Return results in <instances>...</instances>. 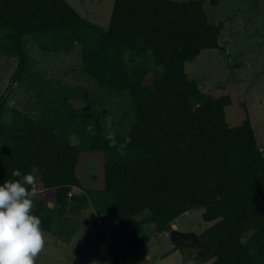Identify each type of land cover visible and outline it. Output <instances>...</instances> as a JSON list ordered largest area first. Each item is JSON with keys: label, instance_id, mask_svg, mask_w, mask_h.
I'll list each match as a JSON object with an SVG mask.
<instances>
[{"label": "trees", "instance_id": "1", "mask_svg": "<svg viewBox=\"0 0 264 264\" xmlns=\"http://www.w3.org/2000/svg\"><path fill=\"white\" fill-rule=\"evenodd\" d=\"M223 27L205 0H114L107 27L68 0H0V56L17 59L12 83L33 95L27 109L0 105V181L20 168L34 174L36 191H52L54 205L34 196L43 232L92 206L105 221L92 231L93 245L135 251L147 225L170 232L182 214L204 207L212 225L198 236L200 258L264 264V153L251 115L245 108L230 126L231 95L202 91L188 66L204 49H226ZM25 36L45 52L80 48L82 74L99 91L55 84ZM89 153L97 157L95 188L79 173ZM181 234L171 232L175 243Z\"/></svg>", "mask_w": 264, "mask_h": 264}, {"label": "rangeland", "instance_id": "2", "mask_svg": "<svg viewBox=\"0 0 264 264\" xmlns=\"http://www.w3.org/2000/svg\"><path fill=\"white\" fill-rule=\"evenodd\" d=\"M68 1L82 16L101 26L109 25L114 0ZM205 9L212 22L224 21L220 42L226 49H204L195 61L188 63L191 76L206 93L231 95L233 102L225 108L230 126L240 124L245 110H249L258 145L264 153V0H218V5L205 0ZM25 39L38 60V70L55 84H72L90 96L99 91L96 82L82 74L80 48L69 54L51 53L39 49L29 36ZM17 63L15 58L0 56V94L10 85L8 104L27 109L25 105L32 103L33 95L26 85L19 86L11 80ZM113 102V117H118L120 108L116 100ZM73 141L78 139L73 137ZM97 170L96 154H84L79 173L86 187L99 186L94 179ZM35 192L54 205L52 191ZM204 210L197 207L182 214L172 224V230L163 234L153 224L147 225L144 246L130 251L120 244L113 248L93 245L91 233L105 225V221L98 214L94 215L98 217L94 223V208L88 206L81 214L72 215V222L66 224L65 218L63 224L55 225L54 231L43 232L44 245L36 256V264H208L213 258H200L205 251L198 239L212 225L203 219ZM172 231L182 233L177 243L174 241L177 235H171Z\"/></svg>", "mask_w": 264, "mask_h": 264}, {"label": "clouds", "instance_id": "3", "mask_svg": "<svg viewBox=\"0 0 264 264\" xmlns=\"http://www.w3.org/2000/svg\"><path fill=\"white\" fill-rule=\"evenodd\" d=\"M106 138L115 143L111 132ZM11 177L0 181V264H36L44 245L40 218L32 210L36 177L20 168Z\"/></svg>", "mask_w": 264, "mask_h": 264}, {"label": "water", "instance_id": "4", "mask_svg": "<svg viewBox=\"0 0 264 264\" xmlns=\"http://www.w3.org/2000/svg\"><path fill=\"white\" fill-rule=\"evenodd\" d=\"M10 89L11 88H8V90L4 93L2 99L0 100V105L9 97Z\"/></svg>", "mask_w": 264, "mask_h": 264}, {"label": "crops", "instance_id": "5", "mask_svg": "<svg viewBox=\"0 0 264 264\" xmlns=\"http://www.w3.org/2000/svg\"><path fill=\"white\" fill-rule=\"evenodd\" d=\"M93 216H94V215H93ZM97 218H98V217H96V216L93 217V219H94V223H96ZM174 222H176V221H174ZM174 222H173V223H174ZM173 225H175V223H174ZM162 234H163V233H162Z\"/></svg>", "mask_w": 264, "mask_h": 264}, {"label": "built area", "instance_id": "6", "mask_svg": "<svg viewBox=\"0 0 264 264\" xmlns=\"http://www.w3.org/2000/svg\"><path fill=\"white\" fill-rule=\"evenodd\" d=\"M70 194H72V193H70Z\"/></svg>", "mask_w": 264, "mask_h": 264}]
</instances>
